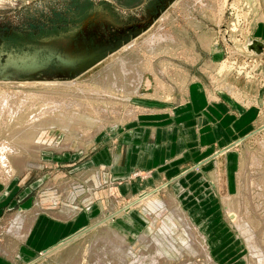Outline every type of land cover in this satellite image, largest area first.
Masks as SVG:
<instances>
[{"label":"rangeland","instance_id":"obj_1","mask_svg":"<svg viewBox=\"0 0 264 264\" xmlns=\"http://www.w3.org/2000/svg\"><path fill=\"white\" fill-rule=\"evenodd\" d=\"M236 14L244 19L229 38L238 50L224 41ZM257 24L254 37L264 41V0H0V150L13 149L0 187L13 183L12 192L31 194L49 214L68 203L74 212L91 207L94 226L53 251L72 240L77 264H264V55L254 76L237 72ZM193 81L209 101L232 104L242 89L259 95L256 105H241L256 110L255 124L230 147L232 169L223 167L229 150L203 144L164 161L156 178L140 169L111 176L106 162L94 163L113 142L139 147L141 133L125 128L139 111L151 134L159 122L174 125L178 88ZM99 202L122 211L97 224ZM123 209L137 226H121ZM6 214L0 244L16 243L30 218L16 235L8 232L14 213ZM153 238L166 244L164 254Z\"/></svg>","mask_w":264,"mask_h":264},{"label":"crops","instance_id":"obj_2","mask_svg":"<svg viewBox=\"0 0 264 264\" xmlns=\"http://www.w3.org/2000/svg\"><path fill=\"white\" fill-rule=\"evenodd\" d=\"M258 29V24L253 27V37L250 40L258 41L264 45L263 40L254 37ZM178 90L180 102L175 107H170L175 110L171 112L172 116L176 117L174 125H168V122H164L163 124L159 122L157 125L160 129L151 134L145 121L143 119H138V114L135 118L137 122L125 128L134 127L141 133L142 137L139 147L135 149L134 140L130 138L126 139L125 144L127 147L122 150L119 149L117 142H113L110 150L105 149L97 153V159L95 158L96 160H93L94 163L102 164L106 162L107 170L111 176L128 175L129 172L140 169L142 171L151 170V176L156 178L157 174L153 170L158 166L160 167L164 161L172 156L174 157L179 151H183V148H189V151H185L192 153L194 150H190L191 147L196 148L197 145L203 144L207 145L205 147L206 151H209L210 147L220 152L229 150L226 154L223 153L225 156L223 167L225 173L227 169H232L234 167L235 157L229 154L232 151L230 147L237 144L240 136L249 134L252 130V126L255 124L256 110L254 108H248L249 110H247L243 107L244 105L247 107L256 105L259 95L256 96L255 94L249 97L242 89V91H237V93H235L236 97L239 99L237 98L236 100V98H234L235 102H232V104H230V98L223 97L212 100L216 103L213 105L210 104L212 101L208 100V96L204 95L203 87L199 81H193L185 88L180 87ZM241 93L248 96L245 104L243 103L244 99H242L243 95ZM229 97H232L231 94ZM141 114L147 113L144 111L140 113V115ZM164 118V116L160 115L157 120L160 121ZM195 127L197 128L196 131H194ZM150 137H152L153 140L150 141ZM134 151L137 153L136 155ZM124 152H126V154L123 160ZM172 167L174 166L170 165V169ZM101 168H104V166H101ZM217 169L219 170V166ZM226 180L227 184L231 183V178L227 177ZM12 185L13 183L8 182L2 185L3 189L0 187V221H3L7 217V212H13L14 214L10 215V219L13 217L14 219L10 224L9 233L15 231L13 233L19 235L21 232H25L23 231L24 225L27 223L28 218H30L29 224L31 227L21 236H14L16 243H12L11 241L8 243L5 239L3 241L1 240L0 264H52L55 261L58 264H77L78 260L71 259L72 257H70L69 254V244L72 240L59 248L60 251H53V249L62 246L63 242L76 234L82 232L81 235H83L94 226V223L92 224L86 221L91 207L86 206L84 210L78 209L77 212H74V210L70 209L68 203L67 205L59 207L61 212L58 214H49L48 211L42 210L38 211L39 207L37 203H31V194L24 192L18 193L17 191L19 190L17 188L15 192H12ZM97 207L99 208L100 214L98 216L100 220L97 224H100L106 217L107 219L113 220L117 217V212L122 211L117 208L112 211H105L101 202H99ZM130 210H132V208H130ZM130 212L131 211L127 213L126 210L124 211L125 214H129L127 217L128 222L123 219L125 221L121 222V226H137L134 219L130 217ZM5 220L9 221V218ZM16 220L18 225L20 224L19 230L15 229L17 222H14ZM13 223L15 225L14 227H12ZM117 225H119V223ZM118 228L121 229V227ZM109 229L111 232H114L116 236L118 235L117 232L119 231L117 227ZM123 236L126 237V235ZM234 244L236 245V242H234ZM12 247L14 248L12 252H10L9 250ZM226 260L224 258L223 260L215 261L219 264H223Z\"/></svg>","mask_w":264,"mask_h":264},{"label":"bare ground","instance_id":"obj_3","mask_svg":"<svg viewBox=\"0 0 264 264\" xmlns=\"http://www.w3.org/2000/svg\"><path fill=\"white\" fill-rule=\"evenodd\" d=\"M249 6V5H248ZM244 18H243V15H239V14H236L235 15V17H234V20H235V23L237 24L236 26H235V24H234V22L233 21H230L229 22V24H228V26L226 27V30H225V36H224V41H226L234 50H238V46L237 45H235V44H233V41L229 38V33H231V34H236V33H238L240 30H239V28H237V27H241L240 26V22L243 20ZM253 20V19H252ZM249 21V20H248ZM250 22V21H249ZM254 26V25H253ZM245 31V30H244ZM246 31H248L247 29H246ZM245 36V35H244ZM232 42V43H231ZM249 42V41H248ZM248 42H246V43H248ZM245 43V44H246ZM245 44H243V45H241V49L239 50L243 55H245V56H252L253 57V55H252V53H249V52H247L246 50H245ZM254 67H256V66H254ZM222 70V69H221ZM56 84V83H55ZM54 83H52V85H55ZM71 84V83H70ZM161 84V83H160ZM45 85V84H44ZM46 85H48L47 83H46ZM51 85V84H50ZM68 86H69V84H67ZM66 85V86H67ZM57 86H60V85H58L57 84ZM161 87V86H160ZM82 91V90H81ZM5 98V97H4ZM8 102V101H7ZM14 102V101H13ZM9 103V102H8ZM12 104V103H11ZM66 104V103H65ZM66 106H68V104L66 105ZM81 107V106H80ZM79 107V108H80ZM83 109V108H82ZM121 109V108H120ZM141 110V109H140ZM4 111V110H3ZM137 111V110H136ZM100 112V111H99ZM138 112V111H137ZM137 112H135V113H137ZM144 111H139V113L138 114H140V113H143ZM134 113V112H133ZM119 114V113H118ZM105 115V114H104ZM107 115V114H106ZM136 115V114H135ZM128 116V115H127ZM131 117V116H130ZM14 118V117H13ZM97 119V118H96ZM102 122V121H101ZM98 124V123H97ZM98 125H102V127H103V124H98ZM15 128V127H14ZM102 130V128L99 126L94 132H92V133H89V134H87V136L86 137H84V138H86L87 140L89 139H92L98 132H100ZM27 136V135H26ZM85 140V139H84ZM1 150H2V148H1ZM0 150V151H1ZM13 150V149H12ZM12 150H11V148L10 149H4L3 148V152H1L0 153V166L1 167H7L8 166V164H9V159H8V156L7 155H10V154H12L13 152H12ZM226 151V150H225ZM2 153H3V155H2ZM21 156V155H20ZM162 207V206H161ZM233 220L232 221H234V219L235 218H232ZM233 223V222H232ZM17 229V228H16ZM19 230V229H18ZM243 231V230H242ZM153 241H154V243H155V245L158 247V251H159V253H160V255H162V254H164V250H165V248H166V244L163 242V240H159L158 238H153ZM171 246V248L173 249L174 247H172V246H174V245H170ZM129 253V252H128Z\"/></svg>","mask_w":264,"mask_h":264},{"label":"built area","instance_id":"obj_4","mask_svg":"<svg viewBox=\"0 0 264 264\" xmlns=\"http://www.w3.org/2000/svg\"><path fill=\"white\" fill-rule=\"evenodd\" d=\"M242 58L243 59L241 60L242 61L241 64L240 65H237V69H238L237 72H238V74H241L242 72L244 73L246 71L245 72L246 74L252 73V75L254 76V74H253V68H254V66L256 64V59L258 57H255V56L252 57V56H245V55H243ZM245 73H244V75H245ZM247 76L250 77L249 75H246V77Z\"/></svg>","mask_w":264,"mask_h":264},{"label":"water","instance_id":"obj_5","mask_svg":"<svg viewBox=\"0 0 264 264\" xmlns=\"http://www.w3.org/2000/svg\"><path fill=\"white\" fill-rule=\"evenodd\" d=\"M249 42L245 44V50L252 53L253 56L258 57L264 55V45L255 40H248Z\"/></svg>","mask_w":264,"mask_h":264}]
</instances>
